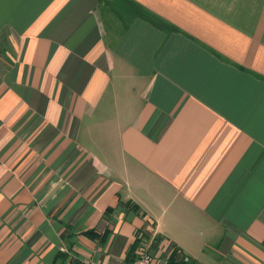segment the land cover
<instances>
[{"label":"crops","instance_id":"0c3cea01","mask_svg":"<svg viewBox=\"0 0 264 264\" xmlns=\"http://www.w3.org/2000/svg\"><path fill=\"white\" fill-rule=\"evenodd\" d=\"M107 2L0 0V264H264V0Z\"/></svg>","mask_w":264,"mask_h":264},{"label":"trees","instance_id":"16d2710c","mask_svg":"<svg viewBox=\"0 0 264 264\" xmlns=\"http://www.w3.org/2000/svg\"><path fill=\"white\" fill-rule=\"evenodd\" d=\"M100 4H107V0H99ZM145 241V238H143L141 232L137 234V246L141 245V243ZM136 249L132 250L131 253L129 254V262L130 264L136 257L135 251ZM164 264H195V262L191 261L190 259L186 258L178 249H174L169 257L166 259Z\"/></svg>","mask_w":264,"mask_h":264},{"label":"built area","instance_id":"2783aa9c","mask_svg":"<svg viewBox=\"0 0 264 264\" xmlns=\"http://www.w3.org/2000/svg\"><path fill=\"white\" fill-rule=\"evenodd\" d=\"M143 249V253L135 259L130 264H153V252L152 245L150 241H143L140 245Z\"/></svg>","mask_w":264,"mask_h":264}]
</instances>
